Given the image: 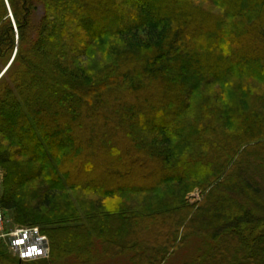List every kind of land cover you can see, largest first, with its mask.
I'll return each instance as SVG.
<instances>
[{
    "label": "trees",
    "instance_id": "16d2710c",
    "mask_svg": "<svg viewBox=\"0 0 264 264\" xmlns=\"http://www.w3.org/2000/svg\"><path fill=\"white\" fill-rule=\"evenodd\" d=\"M12 55L0 203L48 237L36 264H163L193 235L183 264H264L262 0H0Z\"/></svg>",
    "mask_w": 264,
    "mask_h": 264
},
{
    "label": "rangeland",
    "instance_id": "374dc122",
    "mask_svg": "<svg viewBox=\"0 0 264 264\" xmlns=\"http://www.w3.org/2000/svg\"><path fill=\"white\" fill-rule=\"evenodd\" d=\"M263 4H264V0ZM38 10L41 12V9L38 8ZM39 12V13H40ZM198 42V41H195ZM15 54V50L13 52V55ZM10 58V61L7 63V65L2 69L0 72V76L4 73L6 68L8 67V64L12 61L13 59ZM83 62H87L83 60ZM89 62V61H88ZM37 83V80L29 82L30 86H33ZM0 181H1V172H0ZM202 193L200 192L199 189L195 188L191 192H189L186 196V200L188 201L189 204H195L198 203L201 198H202ZM8 220H9V226L11 228H14L15 226H19L20 224L16 223L14 221L13 215L7 212L6 214ZM200 249H202V237H198L196 235L190 236L186 239L184 243L181 245L177 246L165 259L163 264H183L186 261H189L192 259L194 256H196L199 252ZM9 254L12 257H17L11 250L10 246L7 244V241L0 240V254ZM95 259L92 263L90 264H127L128 261V255H118V256H107L105 253L102 252V249L97 248L96 251ZM37 260H31L25 262V264H36ZM35 261V262H32ZM24 263V262H23Z\"/></svg>",
    "mask_w": 264,
    "mask_h": 264
},
{
    "label": "built area",
    "instance_id": "2783aa9c",
    "mask_svg": "<svg viewBox=\"0 0 264 264\" xmlns=\"http://www.w3.org/2000/svg\"><path fill=\"white\" fill-rule=\"evenodd\" d=\"M0 240L7 241L12 252L23 261L47 258L50 252L48 238L38 226L10 227L1 203Z\"/></svg>",
    "mask_w": 264,
    "mask_h": 264
},
{
    "label": "water",
    "instance_id": "95a60500",
    "mask_svg": "<svg viewBox=\"0 0 264 264\" xmlns=\"http://www.w3.org/2000/svg\"><path fill=\"white\" fill-rule=\"evenodd\" d=\"M9 65V64H8Z\"/></svg>",
    "mask_w": 264,
    "mask_h": 264
}]
</instances>
